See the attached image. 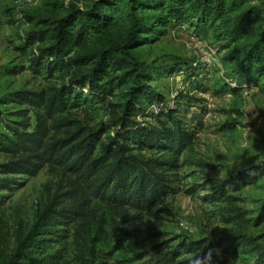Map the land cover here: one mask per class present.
I'll list each match as a JSON object with an SVG mask.
<instances>
[{
    "label": "trees",
    "instance_id": "trees-1",
    "mask_svg": "<svg viewBox=\"0 0 264 264\" xmlns=\"http://www.w3.org/2000/svg\"><path fill=\"white\" fill-rule=\"evenodd\" d=\"M47 1V15L16 50L26 63L19 70L55 84L12 94L13 120L0 111V154L7 160L0 165V188L15 185L10 175L34 177L43 168L58 172L63 185L37 211L30 231L17 235L13 252L0 256V264H68V240L83 239L96 205L159 264H175L182 254L201 250H218L219 264L231 258L234 264H264V235L251 231L264 224V200L248 219L236 197L264 178V164L244 163L220 182L205 175L188 192H202L232 232L175 246L140 238L146 220L158 219V206L176 194L172 173L198 130L188 128L152 86L160 75L195 77L196 68L146 62L141 50L173 28L188 27L210 36L224 53L230 93L249 86L264 94V1Z\"/></svg>",
    "mask_w": 264,
    "mask_h": 264
},
{
    "label": "rangeland",
    "instance_id": "rangeland-1",
    "mask_svg": "<svg viewBox=\"0 0 264 264\" xmlns=\"http://www.w3.org/2000/svg\"><path fill=\"white\" fill-rule=\"evenodd\" d=\"M47 2L0 0V111L8 120L14 119L8 115L15 112V105L8 101L12 94L38 92L55 84L29 70H19L26 63L16 50L21 40L37 29L36 22L47 15ZM224 56L210 36L197 35L188 27L173 28L165 38L141 50L146 62L156 60L159 66L186 63L197 73L190 79L183 74L160 75L152 83L186 126L198 130L191 151L181 156L179 169L172 173L177 179L173 184L176 194L158 206V219L145 222L146 233L140 238L149 244L172 242L175 246L180 241L218 240L232 232L234 228L220 222L214 208L203 201L202 192H188L194 185L202 184L205 175L220 182L244 163L264 164V94L249 86L244 92L230 93L225 82L230 69L222 61ZM5 100L8 104H4ZM6 161L0 154V165ZM8 178L15 185L11 189L0 188V256L13 252L17 235L30 231L37 211L63 185L59 173L48 168L34 177ZM236 197L246 217H256L264 200V178ZM93 210L96 215L89 218L83 239L75 243L72 235L68 240V264H159L155 258L145 256L133 239L112 226L100 205ZM251 231L264 235V224ZM70 234H74L73 230ZM217 255L218 250L182 254L175 264H219ZM227 262L237 261L231 258Z\"/></svg>",
    "mask_w": 264,
    "mask_h": 264
}]
</instances>
